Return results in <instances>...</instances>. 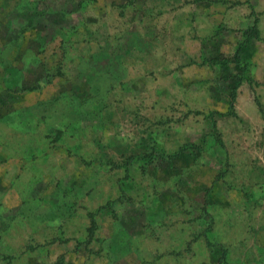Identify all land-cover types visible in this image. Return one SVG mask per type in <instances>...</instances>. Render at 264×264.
<instances>
[{
  "label": "rangeland",
  "instance_id": "obj_1",
  "mask_svg": "<svg viewBox=\"0 0 264 264\" xmlns=\"http://www.w3.org/2000/svg\"><path fill=\"white\" fill-rule=\"evenodd\" d=\"M0 51V264H264V0H0Z\"/></svg>",
  "mask_w": 264,
  "mask_h": 264
},
{
  "label": "trees",
  "instance_id": "obj_2",
  "mask_svg": "<svg viewBox=\"0 0 264 264\" xmlns=\"http://www.w3.org/2000/svg\"><path fill=\"white\" fill-rule=\"evenodd\" d=\"M44 29V28H43ZM38 33H36L37 34V37H36V39H35V41H34V43H32V46H34V45H36V42L37 43H40V42H43V41H45L44 39L45 38H47L48 37V34L47 35H45L44 33L43 34H41V32H42V30H40V31H37ZM34 44V45H33ZM11 50H14L15 51V49H10V50H8V52L9 51H11ZM1 52V55L3 56L4 55V53H5V51H0ZM1 56V57H2ZM18 57H19V53H18V55H17ZM16 57V56H15ZM14 57V58H15ZM14 58L12 59V60H10V62H15L14 61ZM4 60V57H2V61ZM211 61H216V60H211ZM7 67V66H6ZM5 67V68H6ZM38 69H40V68H38ZM3 76H5L4 75V70L2 69V70H0V77H1V79H2V77ZM17 106H21V107H25L23 104H20V102H19V99L16 97V96H14V97H11V96H7L6 97V95L4 96H2V97H0V111L1 112H4V110L6 109V108H13V107H17ZM233 100L230 102V104H229V107H228V111L225 113V114H233ZM196 113H200V112H196ZM219 116H222V115H224V114H218Z\"/></svg>",
  "mask_w": 264,
  "mask_h": 264
}]
</instances>
